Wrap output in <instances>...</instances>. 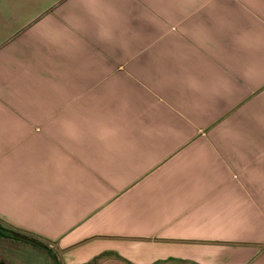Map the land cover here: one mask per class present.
<instances>
[{
	"label": "crops",
	"instance_id": "0c3cea01",
	"mask_svg": "<svg viewBox=\"0 0 264 264\" xmlns=\"http://www.w3.org/2000/svg\"><path fill=\"white\" fill-rule=\"evenodd\" d=\"M0 220L68 264H264V0H58L0 39Z\"/></svg>",
	"mask_w": 264,
	"mask_h": 264
},
{
	"label": "rangeland",
	"instance_id": "374dc122",
	"mask_svg": "<svg viewBox=\"0 0 264 264\" xmlns=\"http://www.w3.org/2000/svg\"><path fill=\"white\" fill-rule=\"evenodd\" d=\"M58 0H0V39L6 38L13 30L40 11L54 6ZM26 11V12H24ZM2 23V24H1ZM2 28V27H1ZM0 250V264H50L46 252L35 246L22 243L20 250L4 247ZM9 250L8 252H6ZM61 264L66 263L65 255H59ZM54 264V262H53Z\"/></svg>",
	"mask_w": 264,
	"mask_h": 264
},
{
	"label": "trees",
	"instance_id": "16d2710c",
	"mask_svg": "<svg viewBox=\"0 0 264 264\" xmlns=\"http://www.w3.org/2000/svg\"><path fill=\"white\" fill-rule=\"evenodd\" d=\"M13 232H19V233H22L24 236H30L32 237L33 239L36 240L35 243L31 242V241H28L24 238H16L13 234ZM0 237H6V238H15L16 240L18 241H21L23 243H28L30 245H33L37 248H40L42 250H44L54 261V264H57V261L54 257V255L52 254L51 252V248H54V246L52 245V241L49 240V239H46L44 237H40L34 233H31V232H27L25 230H22V229H18V228H15L13 227L12 225H9L3 221L0 220ZM40 244H43V245H48L49 247H45V246H42ZM57 253L59 254L58 250L56 248H54ZM105 254H109V255H115L117 256L118 258H122L120 255H118L117 253H105ZM105 254L103 255H99L97 257H95L94 259H92L91 261L85 263V264H100L101 262V259L106 256Z\"/></svg>",
	"mask_w": 264,
	"mask_h": 264
},
{
	"label": "flooded vegetation",
	"instance_id": "af4514ba",
	"mask_svg": "<svg viewBox=\"0 0 264 264\" xmlns=\"http://www.w3.org/2000/svg\"><path fill=\"white\" fill-rule=\"evenodd\" d=\"M15 233H19V232H13V234H14V236L16 237V238H19V237H17L16 235H15ZM19 239H21V238H19ZM14 243V244H16V243H20L21 241H18V240H16L15 238H6V237H0V250H4L3 248L4 247H9V248H13L14 250H16L17 249V247L16 246H11V245H9V243Z\"/></svg>",
	"mask_w": 264,
	"mask_h": 264
},
{
	"label": "water",
	"instance_id": "95a60500",
	"mask_svg": "<svg viewBox=\"0 0 264 264\" xmlns=\"http://www.w3.org/2000/svg\"><path fill=\"white\" fill-rule=\"evenodd\" d=\"M15 235H16L17 237H19V238H24V239H26V240H28V241L33 242V243L36 242V240L33 239L32 237H30V236H24L22 233H15ZM40 245L45 246V247H49L48 245H43V244H40ZM51 252H52V254H53L54 257H55V259H56V261H57V264H61L60 256H59V254L57 253V251H56L54 248H51Z\"/></svg>",
	"mask_w": 264,
	"mask_h": 264
}]
</instances>
